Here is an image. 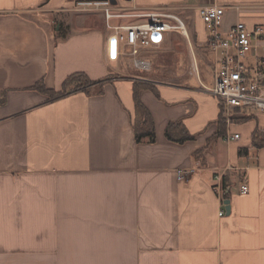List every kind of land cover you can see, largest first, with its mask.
Wrapping results in <instances>:
<instances>
[{"label": "crops", "instance_id": "0c3cea01", "mask_svg": "<svg viewBox=\"0 0 264 264\" xmlns=\"http://www.w3.org/2000/svg\"><path fill=\"white\" fill-rule=\"evenodd\" d=\"M102 1L0 0V264H264V112L235 110L230 124L223 116L220 135L199 1L117 0L140 13L189 5L202 23L209 64L199 71L188 37L199 74L161 81L121 75L107 29L62 35V14ZM216 2L224 30L264 21V0ZM76 73L105 83L103 94L50 99L34 89L59 92ZM135 81L156 89L139 94L154 144L135 140ZM177 122L195 140L168 141Z\"/></svg>", "mask_w": 264, "mask_h": 264}, {"label": "built area", "instance_id": "2783aa9c", "mask_svg": "<svg viewBox=\"0 0 264 264\" xmlns=\"http://www.w3.org/2000/svg\"><path fill=\"white\" fill-rule=\"evenodd\" d=\"M133 3L134 0H121ZM195 11L205 26L207 57L214 67V85L209 92L222 102L223 116L230 124L235 110H253L264 112V59L258 50L264 53V21L249 26L239 22L224 30L226 7L216 0H198ZM83 8H95L103 11L107 29L112 31L107 40V54L110 61H119L128 57L132 67L138 73L148 74L152 63L141 56L142 51L159 48L165 37L171 33L188 38L185 22L179 16L170 13L171 9L140 13L113 5L111 0L97 3H79ZM128 10V11H129ZM264 13V6L260 7ZM114 20L135 21L128 25H116ZM111 37L116 39V59L110 57ZM240 135L228 136L227 141H236ZM193 171H191L192 173ZM187 171H179L183 180ZM242 193H248L247 185L242 186ZM222 210L219 216H224Z\"/></svg>", "mask_w": 264, "mask_h": 264}, {"label": "rangeland", "instance_id": "374dc122", "mask_svg": "<svg viewBox=\"0 0 264 264\" xmlns=\"http://www.w3.org/2000/svg\"><path fill=\"white\" fill-rule=\"evenodd\" d=\"M179 10H171L173 13L179 16L185 22L187 28L189 29V37H192L193 32H196L198 40L201 43L204 40L205 31L202 23L194 18L195 11L191 9L192 6L184 5ZM124 8V7H123ZM125 13H132L128 8H125ZM129 10V11H128ZM62 21L61 25L64 27V36L73 37L78 34H82L85 30L92 29L98 26L101 29L106 30L105 14L103 11L97 10L95 8H83L78 4L72 8L71 11L62 14L59 17ZM117 23H116V22ZM116 25H128L135 21L127 20L124 22L122 20H114ZM193 24V25H192ZM108 30V29H107ZM110 31V30H109ZM113 32L110 31V34ZM169 37V38H166ZM164 42L159 48L144 50L141 53L143 58L148 59L152 63V71L149 73V78L151 80H165L173 79L176 77H183L189 75H198L202 65H208L206 60L203 58V49L199 48L196 50L192 44L193 50L195 51L199 61H201L199 66V71L197 70V62H192L190 56V46L188 40L181 34H169L166 36ZM120 64L124 65V69H121L120 74L125 76H130L132 74H137L133 67L132 61L128 57H123ZM117 61V62H119Z\"/></svg>", "mask_w": 264, "mask_h": 264}, {"label": "trees", "instance_id": "16d2710c", "mask_svg": "<svg viewBox=\"0 0 264 264\" xmlns=\"http://www.w3.org/2000/svg\"><path fill=\"white\" fill-rule=\"evenodd\" d=\"M190 39L195 49L199 50L200 47H198L196 33L193 32ZM104 84L105 83H96L91 81L83 73H76L66 79V81L63 83L62 89L59 92L47 89L43 83L37 84L34 89L48 96L50 99H56L77 91H82L87 95H101L104 91ZM142 90H150L156 93L155 87L149 83H143L139 81H135L133 83V98L135 104L133 128L135 132V140L138 144H154L156 142L155 125L150 112L140 101L139 94ZM4 102L5 98H0V104H3ZM224 132L225 124L222 114L219 122V133L221 136H223ZM165 137L168 141L180 145L195 140V137L187 131L182 122L169 124L165 131ZM254 145L255 147H258L256 142H254Z\"/></svg>", "mask_w": 264, "mask_h": 264}, {"label": "bare ground", "instance_id": "6f19581e", "mask_svg": "<svg viewBox=\"0 0 264 264\" xmlns=\"http://www.w3.org/2000/svg\"><path fill=\"white\" fill-rule=\"evenodd\" d=\"M110 57H111V59H114V60L117 57L116 39H115V37H111V41H110Z\"/></svg>", "mask_w": 264, "mask_h": 264}, {"label": "water", "instance_id": "95a60500", "mask_svg": "<svg viewBox=\"0 0 264 264\" xmlns=\"http://www.w3.org/2000/svg\"><path fill=\"white\" fill-rule=\"evenodd\" d=\"M111 2H112L113 5H117V0H111ZM226 205H227L226 209L229 212L230 211V207H229V202L228 201L226 202Z\"/></svg>", "mask_w": 264, "mask_h": 264}]
</instances>
